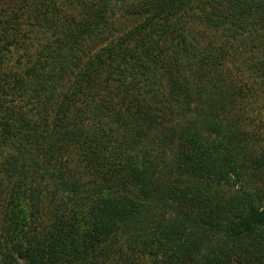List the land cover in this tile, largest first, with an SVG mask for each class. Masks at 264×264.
Here are the masks:
<instances>
[{"label": "trees", "instance_id": "obj_1", "mask_svg": "<svg viewBox=\"0 0 264 264\" xmlns=\"http://www.w3.org/2000/svg\"><path fill=\"white\" fill-rule=\"evenodd\" d=\"M264 0H0V264H264Z\"/></svg>", "mask_w": 264, "mask_h": 264}, {"label": "rangeland", "instance_id": "obj_2", "mask_svg": "<svg viewBox=\"0 0 264 264\" xmlns=\"http://www.w3.org/2000/svg\"><path fill=\"white\" fill-rule=\"evenodd\" d=\"M263 131H264V129H263ZM263 136H264V132H263Z\"/></svg>", "mask_w": 264, "mask_h": 264}]
</instances>
